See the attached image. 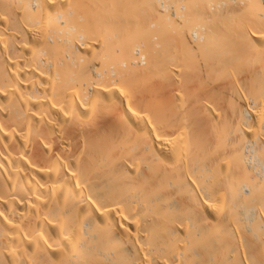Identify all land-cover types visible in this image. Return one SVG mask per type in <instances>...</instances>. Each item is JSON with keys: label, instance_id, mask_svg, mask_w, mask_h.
<instances>
[{"label": "bare ground", "instance_id": "bare-ground-1", "mask_svg": "<svg viewBox=\"0 0 264 264\" xmlns=\"http://www.w3.org/2000/svg\"><path fill=\"white\" fill-rule=\"evenodd\" d=\"M238 2L0 0V264H264V32L247 91L214 76Z\"/></svg>", "mask_w": 264, "mask_h": 264}, {"label": "rangeland", "instance_id": "rangeland-1", "mask_svg": "<svg viewBox=\"0 0 264 264\" xmlns=\"http://www.w3.org/2000/svg\"><path fill=\"white\" fill-rule=\"evenodd\" d=\"M242 1V2H241ZM245 0H239V6L238 7H236V9H234V13H232V18L234 19L233 21H231V23H230V31H231V39H230V41H232L233 43L231 44L230 43V45H231V47H229L230 45H228V46H226L225 44H221V46H222V50H221V48L219 49L220 51H224V52H221V53H219L220 51L218 50V48L216 47V46H218L217 44H215L214 45V47H211L212 48V50L214 51V50H216L215 48H217V50H218V52H217V50L215 51V52H217V54L215 53V52H212V53H215V55H218V53L219 54H222V53H224V55H226V54H228V56L230 57L231 56V58L233 59V56H234V59H236L237 58V61L238 60H240L239 59V56H242V57H244L243 58V60H241V61H238V62H236V60L234 61V64L232 63V62H229L228 60H230V58H228V60H226L227 59V57L226 56H223V54H222V57L224 58V60H226V63L227 64H229V65H231V63H232V66L231 67H224V69L222 68L223 66H221V67H219L220 66V62H223L224 60L223 59H218V57H221L220 55L216 58V59H218V60H220V62H218L219 64H217L218 65V69H217V71L215 70V72H214V76H216L217 75V80H218V82L220 83L222 80L224 81H222L219 85H223V83L224 84H226V83H231V84H233V87H237V88H239V86H240V88L239 89H241V90H243V89H245L246 91L248 90V88H249V86H246V85H248L251 81V79H252V77H251V74H252V70H253V73H255V71L256 70H254L255 68H254V66H255V64H253V63H251V65H249L248 66V64L246 63V64H244L246 61H247V59H250V58H252V56H254L253 58H255L256 57V55H252L251 57H249V52H251V53H253V54H256V52L258 51V48H257V51H256V49H255V46H254V49L253 50H255V51H253L252 50V44L250 43V42H252L253 43V40H250L251 39V37H248V35L250 36L251 35V32H254V29H255V31H260V32H264V26H263V28L260 26V23L258 22V18L255 16V14H256V12L253 14V12L250 10V9H247L246 10V8H244L245 6V4H242V3H245V2H247V1H245ZM240 4L242 5V7L240 6ZM235 5H237V4H235ZM240 8V9H239ZM241 9H242V11H241ZM171 10H173V9H171ZM244 10H245V12H244ZM205 11V10H204ZM237 11V12H236ZM251 11V12H250ZM248 12V13H247ZM249 12H250V14H249ZM260 13V12H259ZM259 13L258 14H256V15H258V17H260V15H259ZM207 17H209L208 15H209V13H208V15L207 14H205ZM204 15V16H205ZM251 15V16H250ZM203 17V15L201 16V20H205V18H207V17H205L204 19L202 18ZM256 17V18H255ZM252 18V19H251ZM260 19V18H259ZM199 21V20H198ZM202 23H203V21H201ZM197 23V22H196ZM205 23V22H204ZM238 23V24H237ZM259 23V24H258ZM242 25V26H241ZM250 25V26H249ZM251 25H253V26H251ZM237 26H238V29H237ZM239 26H241V28H242V30L244 31V33L246 32H248L247 34V36L243 33V31H242V33L244 34V36L243 37H241V35H242V33L239 31V29H241ZM246 26V27H245ZM252 27H254V29L252 28ZM260 27V28H259ZM248 29V30H244V29ZM235 29V31H233ZM261 29V30H260ZM263 29V30H262ZM249 31H250V34H249ZM233 32H234V34H235V37H233L234 35H233ZM240 34V35H238L237 36V34L238 33ZM237 37V38H236ZM245 37V39H243ZM247 37V38H246ZM235 38V39H234ZM238 38H240V40H238ZM247 39V40H246ZM234 40V41H233ZM237 40V41H236ZM242 40V41H241ZM246 42V41H249V45L251 46V49L250 48H248V45H246V43H245V45L247 46L246 48H245V45H244V43L243 42ZM219 44H220V42H218ZM237 43V44H236ZM225 45V46H224ZM237 45V46H236ZM240 45V46H239ZM213 46V45H212ZM220 46V45H219ZM249 46V47H250ZM224 47H229V50H228V52L227 51H225L226 50V48L224 49ZM234 48V50H238V52L236 51H232V49ZM237 47H239V49H242V47L244 48L243 49V51H239V49L237 48ZM230 48H232L231 49V51H230ZM207 50H210L209 48L207 49ZM210 52H211V50H210ZM227 52V53H226ZM242 52H243V54H242ZM247 52H248V54H247ZM239 55V56H238ZM115 56V55H114ZM119 56V55H118ZM118 56H115V58H113V63L114 64H116L117 65V67L118 68H120L119 66H121L122 67V65L123 64H121V62H120V60L119 59H121L120 57H119V59H118ZM236 56H238V57H236ZM111 57V56H110ZM109 57V58H110ZM221 57V58H222ZM226 57V58H225ZM236 57V58H235ZM246 57H247V59H246ZM249 57V58H248ZM114 59H116V60H114ZM118 59V60H117ZM242 59V58H241ZM223 60V61H222ZM115 61V62H114ZM119 61L120 62V64H119V62L117 63V62ZM244 61V63H242ZM111 62V61H110ZM241 62V63H240ZM242 64L241 66H240V64ZM249 64H250V61L248 62ZM256 66H257V64H256ZM126 67V66H125ZM220 68H222L221 70H220ZM231 68V69H230ZM240 68V69H239ZM244 68V69H243ZM230 69V70H229ZM238 69V71H237V73H236V70ZM228 70V71H227ZM233 71V73H232V71ZM246 70L248 71V72H246ZM251 70V71H250ZM223 71H224V73H223ZM243 72V73H242ZM219 75H218V74ZM236 74V75H235ZM245 74V75H244ZM221 75V76H220ZM226 75L228 76V78L226 79L225 77H226ZM254 75V74H253ZM229 76H230V78H229ZM232 76V77H231ZM235 78H234V77ZM213 77V76H212ZM215 79H216V77H214ZM214 78L212 79V80H214ZM248 78H249V81L250 82H247L248 81ZM251 78V79H250ZM156 79H157V77H156ZM155 79V81L157 82V80ZM160 79V80H159ZM159 79H158V82L159 81H162L163 79L162 78H160V76H159ZM222 79V80H221ZM244 79V80H243ZM231 80H233V82L234 83H232L231 82ZM211 81V80H210ZM237 81V82H236ZM246 81V82H245ZM216 82L217 81H215L214 80V83L216 84ZM217 82V83H218ZM242 82V83H241ZM123 84V83H122ZM124 85V84H123ZM123 85H122V90H123V88H125V90H128L130 87H128V84H126V85H124V87H123ZM243 85L245 86V88L243 87ZM242 87H243V89H242ZM236 88V89H237ZM247 88V89H246ZM217 99H218V97H217ZM215 101H216V99H215ZM218 101V104H219V99L217 100ZM217 101H216V103H217ZM221 103H224V101L222 100L221 101ZM227 106H226V105ZM252 105V104H251ZM250 105V106H251ZM220 107V106H219ZM218 107V108H219ZM224 108V110H225V108H228V104L225 102L224 103V106H222V108L221 109H223ZM230 109V108H229ZM223 110V111H224ZM227 111V110H226ZM229 111V110H228ZM227 111V112H228ZM226 112V113H227ZM252 122V121H251ZM257 125H260L261 126V124H257ZM264 126L262 125L261 126V131H260V129H258V130H256V131H258L259 133H260V135H259V133H258V135H257V133H256V131L253 133V136H255V138H257L256 136H258V138L259 137H262L263 138V140H264ZM257 128V127H256ZM258 128H260L259 126H258ZM249 130V129H248ZM247 130V131H248ZM248 133V132H247ZM251 134V133H250ZM255 134V135H254ZM251 137V138H250ZM247 138H249V140L251 139L252 140V136L250 135V136H248ZM247 140V139H246ZM253 141V140H252ZM255 141H258L257 139L255 140ZM259 141H261V138L259 139ZM261 142H263V141H261ZM262 143H260V145H261ZM259 145V146H260ZM262 145H264V144H262ZM260 152V151H259ZM260 154H262V153H260ZM259 169H261L260 167H259ZM263 206H264V203H263V205L261 206L262 208L261 209H263L264 210V208H263ZM263 210L261 211V212H263Z\"/></svg>", "mask_w": 264, "mask_h": 264}]
</instances>
